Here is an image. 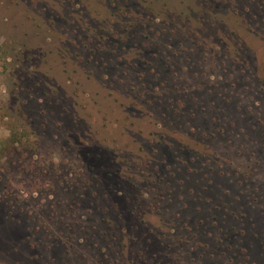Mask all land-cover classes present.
<instances>
[{
  "label": "rangeland",
  "instance_id": "374dc122",
  "mask_svg": "<svg viewBox=\"0 0 264 264\" xmlns=\"http://www.w3.org/2000/svg\"><path fill=\"white\" fill-rule=\"evenodd\" d=\"M0 264H264V0H0Z\"/></svg>",
  "mask_w": 264,
  "mask_h": 264
}]
</instances>
